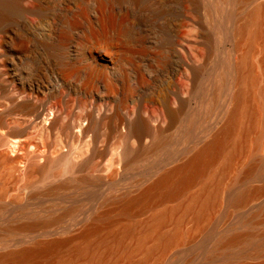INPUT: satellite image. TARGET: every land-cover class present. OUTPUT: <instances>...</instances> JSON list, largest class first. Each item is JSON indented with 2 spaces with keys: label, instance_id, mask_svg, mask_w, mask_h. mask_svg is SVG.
I'll list each match as a JSON object with an SVG mask.
<instances>
[{
  "label": "rangeland",
  "instance_id": "obj_1",
  "mask_svg": "<svg viewBox=\"0 0 264 264\" xmlns=\"http://www.w3.org/2000/svg\"><path fill=\"white\" fill-rule=\"evenodd\" d=\"M29 1L31 0L27 3ZM89 2L93 3L92 0H43L44 13L26 15L16 12L13 13L12 23L0 24L2 26H0L2 29L0 30V73L4 71L2 68L8 65L18 82L29 86L41 84L38 98L42 97L41 100L46 102V107L48 106V110L45 111L48 116L44 117V122L54 115L49 114L50 104L54 112L63 113L58 114L59 124L53 129L50 128L51 131L50 129L42 131L39 127L40 131L35 128L31 130L38 135V140L33 136L34 142L32 140L33 144L29 149L38 152L39 156L36 160L38 159L37 162L42 166L43 164L48 166L49 160L57 158L59 154L68 158V161L57 164L54 167L56 170L53 168L48 173H38L34 176L29 171L30 159L23 158L20 164L12 166L4 160L3 162L0 155L1 253L30 246L37 241L67 238L79 234L101 215L112 219L119 218L118 221L121 223L127 221L129 217L122 210L128 198L139 195L166 170L184 162L197 149L211 141L226 125L229 114L237 105L236 95L242 86L238 80L237 63L247 53L249 43L248 38H244L242 42L238 41L236 27L247 21L249 11L260 2L264 4V0H152L151 7L148 6L146 10L136 9L139 10L137 13L148 21L147 27L151 36L148 45L152 47L151 51L154 50V56L157 52L158 54L155 57L149 56L152 59L147 58L145 61L147 64H143V72L146 76L144 83L145 81L146 83L138 89V92L136 91L135 98L146 95L160 100V97L167 95L170 103L176 106L172 89L177 87L184 94L185 99L184 107L173 120L161 109L159 101H155L156 103L150 106L144 105L143 114L147 115L154 129L156 128L155 131L162 133L166 139V142L157 149L156 143L153 142L156 141L154 134H148L143 142H140L136 138H131L129 141L120 139L117 132L103 125L84 135L79 131L80 127L75 126L74 131L78 136L61 128L62 123L67 121L77 125L82 122L84 126H88L89 120L82 116L87 107L91 108L93 102L94 105L97 104L95 116L99 118L106 105L104 98L94 101L92 96L84 92L86 73L67 79L62 75L56 55L52 56L54 54L44 46L47 41L52 42L56 35L60 34L66 18L73 19L72 16H77L79 7ZM129 6L133 8L130 3L124 7L130 10ZM91 16L93 20L98 18L94 9H91ZM3 28L12 33L4 40ZM74 34L79 37L85 33L76 30ZM21 37L29 41L28 52H18L17 40ZM172 43H175L174 46L177 44L179 48L183 47L182 50L180 49V54L171 51L174 47ZM14 44L15 51H7ZM165 46L170 52L168 50L166 52ZM160 50L164 51L162 53L164 55L169 53V56L162 55ZM77 51L79 52L74 43L69 50V56L74 58V53L76 54ZM262 59H264L263 29L252 52V60L260 75L261 88L264 87ZM186 62L193 63L194 68L197 69L196 74ZM135 74L129 75L130 81L137 77ZM4 76L0 74L2 80ZM121 79V76L115 77L120 90L114 97H110L113 100L125 95ZM63 82L66 83L67 88ZM59 85L64 86L62 88ZM50 93L53 95L51 96ZM104 93L103 91L96 94L105 97L106 93ZM134 104L132 99L127 103L129 110H132ZM113 105L114 101L107 103V108L109 107L107 115L112 113ZM0 107L2 110V106ZM57 107L59 110L55 109ZM127 114L134 122L135 116L131 113ZM53 118L54 116L50 120ZM9 121L12 120L8 119ZM121 130L126 132V129ZM256 137L258 135L255 130L250 134L249 148L255 147ZM7 140H10L9 143L7 142L5 147H0V153L5 149L11 157L22 155L20 149L14 145L13 139ZM262 157L263 165L260 160ZM238 159L241 160L236 173L239 171L243 173L248 167L255 165L254 173L235 182L233 178H228L227 195L214 212L211 222H206V227L200 229L195 226L194 220H188L184 224L188 232L186 239L174 244L163 260L152 261L149 264L264 262V192L246 203H235L231 200L233 196L246 189L264 186V131L263 147L252 153H245ZM201 186L203 181H198L181 199L171 200L155 209L139 212L140 216L135 215L136 219L138 221L149 219L154 211L166 205L176 204L199 191ZM135 208L133 211L136 210ZM51 218H56L52 224L26 227L31 222H43Z\"/></svg>",
  "mask_w": 264,
  "mask_h": 264
},
{
  "label": "bare ground",
  "instance_id": "obj_2",
  "mask_svg": "<svg viewBox=\"0 0 264 264\" xmlns=\"http://www.w3.org/2000/svg\"><path fill=\"white\" fill-rule=\"evenodd\" d=\"M27 1L0 0V24L12 23L14 21V18L12 21L13 13L16 12L17 14L20 12L26 15L27 13H44L43 0H31L29 1L31 4L27 3ZM151 1L92 0L93 3H90V1L87 4L85 3V6L79 7L78 13H76L77 16H72L73 19L68 18L70 20H67L66 18L65 20L63 18L65 22L60 34L56 35L57 37H54L55 40L53 39L52 42L47 41L46 45L43 44L54 54L52 56L56 55L64 77L68 79L78 77L81 73H86V91L84 92L92 96L94 101L104 98L106 103L100 116L97 115L99 118L95 116L96 102V105H94L92 101L91 108L88 106L90 109L87 107L82 116L89 120L88 126H84L80 122V118L78 122L83 126L81 124L77 125V123L72 124L68 121L62 123L61 120L60 124L62 123L61 128H63V131L78 136L74 131L75 126L80 127V130H78L84 135L88 131L103 125L117 132L120 139L125 141L136 138L138 141L143 142L145 136L154 134L156 141L153 142L156 143L157 149L166 142L163 134L155 131L156 128L154 129L151 121L146 117L147 115L143 114V107L146 104L150 106L156 103L155 101H159L161 109L173 120L184 107V94L177 87L175 89L171 88L176 98L175 103L177 105H174L175 107L170 103L167 95L160 97V100L157 97H148L146 95L135 98L136 91L138 92V89L146 83V81L144 83L146 76L143 72V64H147L145 61H147V58L152 57L151 55H153L154 51H151L152 47L148 45L151 37L147 27L148 21L138 14L137 11L139 12V10L136 11V9L146 10L148 6L151 7ZM127 3H130L133 8L129 6L130 10H126L127 7L124 6ZM91 9H94L97 14V20H93ZM263 15L264 4L260 2L253 10L248 12L247 21L236 27L239 36L238 41L242 42L244 38H248L249 43L247 45V53L237 63L238 80L242 83V86L236 95L237 105L229 114L226 125L211 141L197 149L184 162L166 170L139 195L128 198L124 202V210H122L129 217L127 221L121 223L118 221L119 218L112 219L101 215L79 234L71 235L67 238L37 241L30 246L11 249L4 253L0 252V264H149L152 261L163 260L174 244L186 239L188 232L185 230L184 224L188 220H194L195 226L200 229L206 227V222L212 219L214 212L223 203L224 197L227 195L226 188L229 185H226V180L233 178V182H235L254 173L255 165L248 167L243 173L241 171L236 173L239 160H241L238 158L245 153H252L263 147L264 87L261 88L259 86L260 75L252 60V52L262 33V29L264 33ZM160 26L162 27V25ZM1 27L0 30H2ZM6 30L3 32V40L9 38L11 36L9 34H12L9 30ZM76 30H81L85 34L77 37L74 34ZM85 30L87 32H84ZM17 41L19 51L16 50L20 53L28 52L30 49L29 41L27 42L22 37L21 39L18 38ZM17 41L14 42L17 43ZM74 43L79 52L74 53L75 56L72 58L69 56V50ZM165 43L166 39L164 45ZM174 44L172 43L173 46ZM182 48H179L176 44L173 49L171 48V51L174 50L180 54ZM167 50L168 48L166 52ZM7 51H15V44L10 46ZM168 51L170 52V50ZM166 54L169 56V53ZM166 54L162 55L166 56ZM70 55L72 56L73 53ZM155 56L153 55V57ZM262 63L264 67V59H262ZM186 64L196 74L197 69L194 68L193 63L186 62ZM161 66L163 65L161 64ZM2 69L4 71L0 74L5 76L3 80L0 78V81L2 80L0 83V106L3 108L2 110L0 109V147L7 145L10 141L7 139L11 138L14 145L22 152V155L11 157L4 149L0 153L2 161L4 160L12 166H16L15 164H20L19 162L23 158H26V160L30 159L28 166L31 175L48 173L57 164H61L65 160L68 161V158L66 159V155L59 154L57 158L49 160L48 166L40 165L37 162L38 159L36 160L39 156L38 152L36 153L35 150L29 149L31 144H33L31 143L33 136H36L35 140L38 137L31 130L35 128L40 131L38 127L42 131L53 129L54 126L59 124V111L54 112L50 104L49 114L50 116L54 114V118L50 120L53 117L51 116L48 121L45 120L47 122L45 124L46 122L43 120L45 116H48L46 115L47 112H45L46 109L48 110V106L46 107V102L41 100L42 97L41 99L38 98L41 84L37 86L22 84L15 78L11 67L7 65ZM132 73H136L137 77L134 76L136 78L130 81L129 75ZM116 76L122 77L121 84L123 87H121L125 90V95L113 100L110 97H114L120 90L119 84L115 81ZM59 86L62 87L64 85ZM65 87L67 88L66 83ZM41 90H43L42 87ZM103 91L107 94L104 93L105 97H99L96 94ZM55 97L58 98L56 95ZM131 99L135 104L132 110H129L127 103ZM65 100L63 103H65ZM113 101V111L110 115H107L109 108H107V103L109 102L110 104ZM55 109L59 110L58 107ZM148 112L147 114L149 115ZM127 113L135 116H133L135 118L134 122ZM8 119L12 121L8 122ZM64 119L66 120V118ZM121 129H126V132ZM255 130L258 135L254 140L255 147L249 148V137ZM32 133L34 134L32 135ZM260 160L263 165V157ZM198 181H203V186H201L199 191L190 194L176 204L166 205L164 208L154 211L147 220L138 221L136 219V216H140L139 212L155 209L171 200L181 199ZM263 192L264 186L246 189L233 196L231 200L235 203H246ZM134 207H136L135 211H133ZM123 219L126 220L124 217ZM55 221L56 218H51L43 222H31L26 227L32 228L42 224H52ZM259 264H264V262Z\"/></svg>",
  "mask_w": 264,
  "mask_h": 264
}]
</instances>
